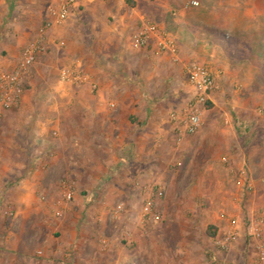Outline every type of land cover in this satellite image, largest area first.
<instances>
[{
    "label": "rangeland",
    "instance_id": "rangeland-1",
    "mask_svg": "<svg viewBox=\"0 0 264 264\" xmlns=\"http://www.w3.org/2000/svg\"><path fill=\"white\" fill-rule=\"evenodd\" d=\"M193 1L198 6H192ZM49 2L0 0V41L27 45L43 25ZM145 2L150 8V21L165 22L172 16L176 22L183 19L206 30L209 53L225 64V68H218L223 77L220 74L215 79L216 90L201 110L200 129L193 135H181L170 117L183 113L193 97L183 64L194 61L173 63L172 70L171 65L162 67L163 78L156 85L158 92L145 93L146 98L154 97L160 105L154 117V124L159 123L161 130L157 132L154 151H150L154 153L150 158L152 170L142 174L133 170L116 174L113 179L109 177L106 180L116 184L112 189H83L77 180L73 200L64 201L65 209L83 217L86 229L94 232L93 250L87 251L98 256L113 245L126 248L123 257L128 258L129 264H256L258 249L249 227L251 222L264 218V191L256 192L250 183L248 168L255 157L250 159L247 155L253 157L264 151V122L259 116L264 107V0ZM212 6L214 10L209 8ZM42 67L38 59L27 78L25 91L36 90L31 100L42 102L46 108L44 117L55 120L60 117L55 113L63 112L52 108L62 105L59 92L66 95L78 86L61 81L63 67L52 64L47 72ZM89 90L88 94L94 96L98 88L93 90L89 86ZM117 97L104 95L102 101L109 110L113 108L108 104L115 103L116 114L125 102ZM82 101L88 99L84 97ZM148 115L152 116L150 109ZM49 127L52 139H58L59 127ZM64 132V139L71 137L70 127H64ZM82 145L83 152L88 153L87 142ZM96 151L104 152L99 148ZM80 183L87 184L89 180L82 175ZM219 184L227 190L231 201L226 208L217 199ZM52 192L39 194L38 205L44 202L45 195L55 201L57 195ZM2 209L13 212L10 205ZM231 228H236L239 236L228 250H221L216 239ZM135 249H139L140 262L129 260Z\"/></svg>",
    "mask_w": 264,
    "mask_h": 264
},
{
    "label": "crops",
    "instance_id": "crops-1",
    "mask_svg": "<svg viewBox=\"0 0 264 264\" xmlns=\"http://www.w3.org/2000/svg\"><path fill=\"white\" fill-rule=\"evenodd\" d=\"M146 4L145 0H75L68 20L47 33L46 51H50L39 57L42 71L51 70L52 64L73 68L89 82L66 95L59 92L62 105L52 108L63 112H56L60 117L55 120L44 117L42 102L31 100L36 93L31 88L0 121V264H129L123 257L124 246L109 245L99 256L87 251L93 250L95 234L86 229L83 217L65 209L63 193L65 185L76 189L78 181L83 189L116 188L106 179L152 170L154 153L150 151L161 130L154 117L160 105L145 93L158 92L156 85L163 78L160 69L171 65L172 70L174 65L168 55H154V43L135 48L134 37L144 22L153 23L175 42L181 61L206 64L214 70L215 79L223 77L220 69L225 68L209 53L206 30L180 19L175 21L176 34L170 35L164 21L147 19L150 8ZM23 46L0 41V70L16 67L27 45ZM92 85L98 88L94 96L88 94ZM110 94L125 101L120 113H114L115 103L108 104L113 108L109 110L102 102ZM84 97L88 102L82 101ZM54 124L59 127L55 140L49 127ZM64 127H70L71 140L64 139ZM85 142L90 149L86 154L81 149ZM97 147L104 152L96 151ZM115 148L118 153L112 152ZM247 156L255 157L248 168L250 183L256 192L264 191V151ZM82 175L89 183H80ZM218 189L219 203L231 204L227 190L220 184ZM47 191H54L57 199L45 195L38 205L37 196ZM6 205L13 211L9 217L8 210L2 209ZM138 250L129 260L140 262Z\"/></svg>",
    "mask_w": 264,
    "mask_h": 264
},
{
    "label": "built area",
    "instance_id": "built-area-1",
    "mask_svg": "<svg viewBox=\"0 0 264 264\" xmlns=\"http://www.w3.org/2000/svg\"><path fill=\"white\" fill-rule=\"evenodd\" d=\"M75 0H54L47 6V19L39 29L35 38L24 48L22 58L11 71L0 70V121L4 114L17 107L25 93L27 78L38 61L46 51L47 33L55 26L65 23L71 13ZM192 6L198 3L191 2ZM134 47L144 48L154 43L155 56L168 55L174 64H183L178 56L175 42L166 34L161 32L157 25L144 22L134 37ZM188 84L193 89V97L189 101L183 113L173 114L170 118L178 126L181 135H193L201 127V110L211 101L216 90V81L213 71L206 64L191 62L183 64ZM60 79L64 83L74 86L84 85L89 78L81 71L73 68H65L60 72ZM93 90L97 89L92 85ZM112 107H114L112 105ZM259 116L264 122V107L259 110ZM1 129V125H0ZM73 186H64L63 199L65 202L73 200ZM146 212L149 211L147 207ZM12 215L11 211H7ZM57 216H60L58 213ZM264 218L251 222L249 234L256 241L258 249V261L256 264H264ZM239 234L236 228L229 229L223 237L216 239V244L221 250H228L237 240Z\"/></svg>",
    "mask_w": 264,
    "mask_h": 264
},
{
    "label": "trees",
    "instance_id": "trees-1",
    "mask_svg": "<svg viewBox=\"0 0 264 264\" xmlns=\"http://www.w3.org/2000/svg\"><path fill=\"white\" fill-rule=\"evenodd\" d=\"M178 26L175 23L174 19L172 18V16H169L166 18L165 20V30L168 34L170 35H175L177 32ZM248 45H246L247 47ZM238 48V47H237ZM215 231L213 233H211V236L214 237L215 236Z\"/></svg>",
    "mask_w": 264,
    "mask_h": 264
}]
</instances>
